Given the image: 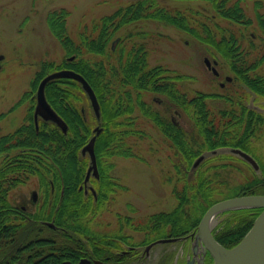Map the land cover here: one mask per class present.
I'll return each mask as SVG.
<instances>
[{"label": "trees", "instance_id": "1", "mask_svg": "<svg viewBox=\"0 0 264 264\" xmlns=\"http://www.w3.org/2000/svg\"><path fill=\"white\" fill-rule=\"evenodd\" d=\"M199 1L210 4L213 12L169 8L158 0H135L92 21L76 37L68 32L64 11L49 15L50 30L66 55L74 58L59 64L41 63L32 82L33 90L25 96L33 94L47 72L65 67L73 69L94 88L101 118L87 113L84 106L81 108L76 92L84 90L77 80L57 78L46 86V95L67 123L66 133L57 124L44 120L37 130L31 107L26 123L13 132L0 134V264H63L62 259L75 262L83 254H93L98 259L111 255L109 262L129 264L135 251L123 257L113 252L122 247V242L144 246L162 238L185 237L196 230L214 203L237 195L264 194V175L231 187L225 172L229 165L221 163L225 158L236 157L222 151L224 146H238L255 155V148L249 142L253 141L252 137L263 140L264 115L237 114L230 108L223 109L221 94L217 92L195 90L189 94L184 82L191 76L163 64L150 63L146 42L138 40L140 36L147 38L150 35L147 31L131 32L118 39L115 49L111 46L116 34L128 23L155 20L187 32L207 47L213 46L216 52L227 55L239 75L250 67H238L241 60L254 59L258 65L264 64V0H251L254 19L245 7L249 0ZM254 24L258 33L253 35L248 31ZM237 44L251 46L249 53L257 52V56H244L248 52L233 47ZM250 78L242 76L249 87L264 96V74L256 75L255 81ZM147 94L162 96L166 105L164 113L179 110L188 126L176 124L165 116L147 100ZM218 98L219 105L211 106ZM137 110L154 122L174 149L176 160L169 179L177 177L172 188L177 203L169 211L145 217L117 213V227L100 232L94 228L96 217L109 210V202L116 199L120 189H126L120 188L112 173L115 164L111 158L144 161L138 141L149 139L150 134L139 127L134 115ZM100 124L103 130L95 144L99 177L91 180L95 195L80 189L90 163L81 150L95 134L94 127ZM131 140H136L135 144ZM201 155L205 156L204 160L194 166ZM34 177L41 197L28 218L12 210L9 195ZM62 189L64 195L60 196ZM128 209L135 210L132 204H128ZM261 210L241 208L224 212L214 229L216 239L226 247L236 245ZM38 220H52L57 228L42 225ZM136 234L141 235L139 240H135ZM50 252L60 258L40 260ZM170 256L162 264H168Z\"/></svg>", "mask_w": 264, "mask_h": 264}, {"label": "rangeland", "instance_id": "2", "mask_svg": "<svg viewBox=\"0 0 264 264\" xmlns=\"http://www.w3.org/2000/svg\"><path fill=\"white\" fill-rule=\"evenodd\" d=\"M134 1L0 0V54L5 56L0 62V115H3L0 118V134L13 132L26 123L31 107H33L32 112L34 115L39 84L46 75L55 72H47L39 81L33 94L26 97L25 95L33 90L32 82L41 68V63L52 62L59 64L66 59L72 60V57L74 58V56L68 57L66 55L60 41L50 30L49 15L54 12L64 11L67 14L66 26L68 32L71 36L76 37L92 21L109 15L118 7ZM158 1L169 8H197L205 12H213L210 4L199 0ZM245 7L254 19L253 2L249 0ZM137 31L150 33L147 38L140 36L138 40L146 42L149 48L150 55L148 57L151 64H163L192 77L184 82L186 89L188 92L190 91L189 94H192L195 90L220 93V82L224 80L226 75H232L228 65L220 62L222 58L220 53L221 57L217 69L221 72V75L217 77L204 61L207 56L206 44L187 32L155 20H139L128 23L116 34L111 46L116 42L118 45V39L120 40L127 34ZM250 31L258 33L257 26L255 24L252 25L248 32ZM61 69L69 68H60L59 70ZM259 71L264 73V67ZM76 93L81 99V108L84 106L87 113L94 114L97 118L91 101L84 91L81 92L77 89ZM146 98L157 109L161 110L165 116L172 120L174 119L177 124L188 126L186 118L179 110L175 109L171 113H164L166 105L162 96L147 94ZM46 99L49 102L47 95ZM219 99L213 100L210 103L211 106L219 105ZM134 115L137 116L139 127H142L150 134L149 139L138 141L144 161L132 157L125 158L120 156L111 158V161L115 164L112 173L121 185L120 188L124 187L126 189H120L115 196L116 199L111 200V203L109 202V210L96 217L94 228L100 232H108L117 227V213H133L135 216L145 217L155 212L169 211L177 203V199L172 193L177 177L173 173V178L169 179L171 172L174 171L173 163L176 160L174 149L169 146L166 138L154 122L142 115L139 110ZM130 142L135 144L136 140H131ZM257 145L255 154L260 157L262 162L260 163V170H255L248 162L240 159L225 158L221 161V163L229 165L225 169L228 176H225L229 179L231 187H236V185L246 180L264 175V138L263 142ZM34 189H38L36 177L31 178L27 184L14 189L11 192V199L15 198L17 202H22L23 197H29L30 192ZM128 204H132L135 210L129 211ZM140 238L141 235L136 234L135 240ZM180 245L181 243L175 244L174 247L180 248ZM170 247L171 245H160L155 251L148 253L149 259L143 264H162L167 256L164 252ZM198 255L199 253L197 255L193 254V256L189 255L188 260L197 259ZM184 259L187 260V256Z\"/></svg>", "mask_w": 264, "mask_h": 264}, {"label": "water", "instance_id": "3", "mask_svg": "<svg viewBox=\"0 0 264 264\" xmlns=\"http://www.w3.org/2000/svg\"><path fill=\"white\" fill-rule=\"evenodd\" d=\"M4 57L5 56L3 54H0V62L4 59ZM206 62L208 67H211V62L208 59H206ZM212 68L217 73L216 69L214 67ZM64 77L73 78L80 83L82 89L85 91L91 101L97 118H101V106L98 97L94 88L87 81V79L74 70L61 69L46 75L39 84L36 95L37 104L34 112L37 128L39 117H41L46 121L54 122L63 130V132H67V123L47 101L45 93L46 86L50 81ZM102 130L103 127L97 126L94 129L95 134L82 149V153L88 154L90 157V165L86 173L85 184L88 183L91 176L99 177L95 144L97 137L102 132ZM233 151L250 163L255 170H259V164L252 155L238 148L233 149ZM203 159L204 156L199 157L195 161V166H197ZM92 190L94 191L93 188ZM35 193L36 192H33V194ZM241 208H262V211L259 213L253 223V226L243 237V239L237 245L227 248L222 245L213 235L212 230L215 220L217 216L224 211ZM48 225L54 226L52 222H49ZM195 234V246H198L199 241H201L203 251L205 253L207 251L210 252L214 258V264H264V194L234 196L214 203L203 215ZM174 240L176 239L166 238L160 239L156 242H168ZM193 262L194 259L189 261L188 264H193Z\"/></svg>", "mask_w": 264, "mask_h": 264}, {"label": "flooded vegetation", "instance_id": "4", "mask_svg": "<svg viewBox=\"0 0 264 264\" xmlns=\"http://www.w3.org/2000/svg\"><path fill=\"white\" fill-rule=\"evenodd\" d=\"M254 35V33H253ZM235 48L240 49V51L243 52V50H245L246 52H248L247 54L245 53L244 56H253L256 57L257 56V52H253V53H249V49L251 46L249 45H244V44H240V45H235L233 46ZM112 48L115 49L116 45H112ZM249 48V49H248ZM207 50V56L204 58V61L206 62V59H208L211 62V67H208L207 62L206 65L209 69L212 70V72L219 77L221 75V72L217 69V65L218 62L220 61V57L221 61L220 62H224L226 65H228L232 75H226L224 80L220 82V87H221V106H223V109H228L230 108L233 112L237 113V114H248V115H264V96H261L260 94H258V92H256L254 89H252L251 87H249L248 84H246L244 82V80L242 79V76H249L251 77L250 79H253V81L256 80V75L258 74H264L261 73L259 70L264 67V64L262 65H258L256 63V61L254 59H245V60H241L240 65L238 67H243L246 65H249L250 67H247L244 69V71L241 72L242 75H239L238 71L230 64V62L228 61V57L227 55H219L218 52H216L215 48L213 46H208L206 48ZM252 50V49H250ZM256 55V56H255ZM242 56V55H240ZM212 57V59H211ZM237 62V63H239ZM214 67L217 71V73L214 71V69L212 68ZM245 92V94H244ZM211 102V99H210ZM174 121V119H173ZM175 122V121H174ZM176 123V122H175ZM177 124V123H176ZM251 142H249V145H252L254 148H256V146H258L257 144L260 142H263V140H258L255 139V137H252ZM255 140V141H254ZM242 149L241 147L238 146H224L222 148V151L224 152H231L232 154L236 155L235 159H240V160H244L246 161L243 157H241L239 154L235 153L233 151V149ZM243 150V149H242ZM247 151V150H244ZM249 152V151H247ZM257 161V163L260 165V163H262L260 161V157L258 155H253L251 152H249ZM247 162V161H246ZM97 167L99 170V165H98V161H97ZM86 177V176H85ZM92 177L90 178V181L86 184L87 186V193L92 192L93 194L96 195V193L93 192V190L91 189V187L93 186V182L91 181ZM35 190V189H34ZM32 190L30 192V196H24L23 199L21 200L22 202H17L15 198H13V200L11 199V193H10V201L12 204V210H16L18 213L19 211H24V212H30L32 210H34L35 208H37L36 206L38 205V202L40 201V192L38 189H36V191ZM14 190H12L11 192H13ZM96 191V189H95ZM33 192H36L35 194H33ZM38 192V193H37ZM53 192V191H52ZM64 195V190H61V195ZM50 201V200H49ZM21 209V210H20ZM55 225V224H54ZM52 228H57V226H52ZM193 233V232H192ZM192 233L185 236V238L180 241L181 245L180 248H176L174 247L175 244H179V242H175V243H168V244H163V245H171L170 248H168L164 254L168 255V254H172V256L169 257V260L171 258V262L169 261L168 264H186V262L188 261L189 255L193 256V254L195 253L194 251V247L192 245L193 242V238L192 237ZM161 244H158L154 247L151 248V250L149 251L147 249V245L144 246H133L130 245L128 243L122 242V247L120 249L117 250H113V252L115 254H120L122 257L126 256V255H130L132 254L133 251H135L134 257L132 259V261L129 262V264L132 262V264H143L148 258V253H151L152 251H155V249L157 247H159ZM192 245V246H191ZM191 246V247H190ZM193 247V249H192ZM149 251V252H148ZM199 255L197 256V263L200 264L202 262V260H204L203 264H213V259L210 256L209 253L205 254L204 252L199 250ZM161 256V255H160ZM187 256V260L184 259V257ZM60 256L58 254L55 253H46L43 254L40 257V260H45L48 259L50 261L53 260H57L59 259ZM111 258V255H107L104 256L102 258H96L95 255L91 254V255H87V256H81L79 258V260L73 262L70 259H62L61 262L63 264H114L112 262H109ZM132 258V255H131ZM55 263V262H53Z\"/></svg>", "mask_w": 264, "mask_h": 264}, {"label": "bare ground", "instance_id": "5", "mask_svg": "<svg viewBox=\"0 0 264 264\" xmlns=\"http://www.w3.org/2000/svg\"><path fill=\"white\" fill-rule=\"evenodd\" d=\"M39 121H38V127H39ZM34 124H35V126L37 127V124H36V122H35V120H34ZM245 152H247V151H245ZM247 153H249V152H247ZM250 154V153H249ZM251 155V154H250ZM261 169V168H260ZM85 186H87L86 184H85V180H84V182H83V184L82 185H80V189L82 190H84V192L85 193H87L88 191H87V187H85ZM243 195H250V194H243ZM15 211V213L16 214H18V212L16 211V210H14ZM19 213H24L26 216H28V218H30V213H31V211L30 212H24V211H19ZM38 222L39 223H41L42 225H45V226H47L48 225V223L49 222H54V221H50V220H38ZM0 255H1V253H0Z\"/></svg>", "mask_w": 264, "mask_h": 264}]
</instances>
